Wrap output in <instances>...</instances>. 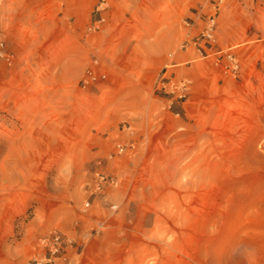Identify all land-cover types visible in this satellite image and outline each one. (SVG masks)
<instances>
[{"label": "rangeland", "instance_id": "rangeland-1", "mask_svg": "<svg viewBox=\"0 0 264 264\" xmlns=\"http://www.w3.org/2000/svg\"><path fill=\"white\" fill-rule=\"evenodd\" d=\"M0 43V264L54 230L71 264H264V0H0Z\"/></svg>", "mask_w": 264, "mask_h": 264}, {"label": "built area", "instance_id": "built-area-1", "mask_svg": "<svg viewBox=\"0 0 264 264\" xmlns=\"http://www.w3.org/2000/svg\"><path fill=\"white\" fill-rule=\"evenodd\" d=\"M105 2V1H104ZM103 2V4H104ZM219 5H215L217 9ZM215 31V19H211L207 22L205 29L203 31V36L212 39L214 37ZM3 43H0V54L2 53ZM231 57V55H230ZM10 58V56H8ZM237 67V65H235ZM108 72L107 68L101 63L98 57L93 58L88 66L86 67L81 79L80 85L83 89H91L100 85L106 78ZM166 83L171 86H176L180 89L181 96L186 95V91L189 85L186 81H183L178 85L173 79L163 80L161 82L162 86L166 88ZM136 147L135 141L129 140L128 142H120L117 145L118 154H122L127 150H133ZM119 180L117 177L110 176L105 173H97L91 194H99L103 192L105 186H117ZM91 205V201L87 200L85 202V208L87 209ZM118 205L112 203L109 206L110 213L116 212ZM100 228L104 227V222L99 224ZM73 247V240L63 231L54 230L49 233L41 234L37 239L36 249L38 256L34 258L35 264H71L72 260L70 257V252Z\"/></svg>", "mask_w": 264, "mask_h": 264}, {"label": "crops", "instance_id": "crops-1", "mask_svg": "<svg viewBox=\"0 0 264 264\" xmlns=\"http://www.w3.org/2000/svg\"><path fill=\"white\" fill-rule=\"evenodd\" d=\"M125 1V0H124ZM136 2L138 3V0H136Z\"/></svg>", "mask_w": 264, "mask_h": 264}]
</instances>
